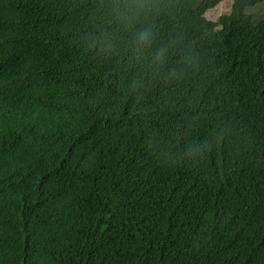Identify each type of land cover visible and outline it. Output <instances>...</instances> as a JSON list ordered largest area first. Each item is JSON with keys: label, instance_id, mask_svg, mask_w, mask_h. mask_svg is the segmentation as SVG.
<instances>
[{"label": "trees", "instance_id": "trees-1", "mask_svg": "<svg viewBox=\"0 0 264 264\" xmlns=\"http://www.w3.org/2000/svg\"><path fill=\"white\" fill-rule=\"evenodd\" d=\"M0 0V264H264V0Z\"/></svg>", "mask_w": 264, "mask_h": 264}, {"label": "rangeland", "instance_id": "rangeland-1", "mask_svg": "<svg viewBox=\"0 0 264 264\" xmlns=\"http://www.w3.org/2000/svg\"><path fill=\"white\" fill-rule=\"evenodd\" d=\"M232 0H224L217 7L206 12L205 17L207 19L216 21L222 14H226L230 10ZM248 12L254 14L255 21H259L264 18V2L257 6L248 9Z\"/></svg>", "mask_w": 264, "mask_h": 264}]
</instances>
